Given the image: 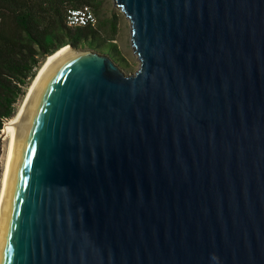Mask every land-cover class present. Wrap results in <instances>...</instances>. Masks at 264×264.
Here are the masks:
<instances>
[{"label": "water", "instance_id": "95a60500", "mask_svg": "<svg viewBox=\"0 0 264 264\" xmlns=\"http://www.w3.org/2000/svg\"><path fill=\"white\" fill-rule=\"evenodd\" d=\"M113 3L139 67L45 61L10 133L0 264H264V0Z\"/></svg>", "mask_w": 264, "mask_h": 264}, {"label": "trees", "instance_id": "16d2710c", "mask_svg": "<svg viewBox=\"0 0 264 264\" xmlns=\"http://www.w3.org/2000/svg\"><path fill=\"white\" fill-rule=\"evenodd\" d=\"M84 4L99 17L100 0H0V143L4 119L16 114L24 86L44 59L60 47L95 49L123 67L112 51L114 45L104 48L98 40L103 23L83 27L66 24L67 10Z\"/></svg>", "mask_w": 264, "mask_h": 264}, {"label": "rangeland", "instance_id": "374dc122", "mask_svg": "<svg viewBox=\"0 0 264 264\" xmlns=\"http://www.w3.org/2000/svg\"><path fill=\"white\" fill-rule=\"evenodd\" d=\"M96 18H97L96 26L98 25L99 21L104 24L99 30V39H98L99 42L102 45H104L103 46L104 48L106 46L114 45L112 46V51L122 61L123 67L122 66L121 67L124 70V72L127 74L135 72L138 69L140 62L131 44V35H130L131 26H130L129 20L122 13V11L114 5L113 0H100V15L99 17L96 16ZM112 23H115V29L112 28ZM77 48L80 50L87 49L86 47H83V46H80ZM47 57L44 59V61L47 59ZM41 65L36 68V74L38 73V70L41 67ZM34 77H31L28 80V83L24 86L25 94L29 88V85L32 83ZM25 94L20 96L18 101L16 102L17 111H18L19 105L21 104ZM10 119H8L5 123H7ZM5 123H4V126H5ZM3 128H2V131H3ZM7 146H8V139L6 137H1L0 191H1V185H2V180H3V171H4L6 154H7Z\"/></svg>", "mask_w": 264, "mask_h": 264}, {"label": "built area", "instance_id": "2783aa9c", "mask_svg": "<svg viewBox=\"0 0 264 264\" xmlns=\"http://www.w3.org/2000/svg\"><path fill=\"white\" fill-rule=\"evenodd\" d=\"M65 21L69 27H83L87 25L95 26L97 18L92 8L89 5L84 4L79 7L69 8L66 12ZM7 120L8 119L5 118L4 123Z\"/></svg>", "mask_w": 264, "mask_h": 264}, {"label": "bare ground", "instance_id": "6f19581e", "mask_svg": "<svg viewBox=\"0 0 264 264\" xmlns=\"http://www.w3.org/2000/svg\"><path fill=\"white\" fill-rule=\"evenodd\" d=\"M64 47H68V46H64ZM64 47H62V48H64ZM62 48H60V49H62ZM69 48V47H68ZM59 49V50H60ZM70 49V48H69ZM73 51V50H72ZM57 52V51H56ZM52 54H54V53H52ZM51 54V55H52ZM51 55H49L48 57H47V59L51 56ZM46 59V60H47ZM45 60V61H46ZM45 61L42 63V65H41V67L43 66V64L45 63ZM41 67L39 68V70L41 69ZM39 70H38V72H39ZM38 74V73H37ZM36 74V75H37ZM36 75H35V77H36ZM34 77V78H35ZM34 80V79H33ZM33 82V81H32ZM32 84V83H31ZM31 84L29 85V88H30V86H31ZM29 88H28V90H29ZM28 90H27V92H28ZM27 92H26V94H27ZM26 94H25V96H26ZM25 96L23 97V100H22V102H21V104L19 105V108H18V111H17V113L7 122V123H5V126H4V128H3V137H6L7 139H8V144H9V138H10V133H11V130H12V128H13V125H14V122H15V119H16V117H17V114H18V112H19V110H20V108H21V105H22V103H23V101H24V98H25ZM7 150H8V146H7ZM6 156H7V154H6ZM5 162H6V159H5ZM4 168H5V164H4ZM3 174H4V171H3Z\"/></svg>", "mask_w": 264, "mask_h": 264}]
</instances>
